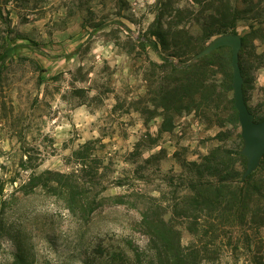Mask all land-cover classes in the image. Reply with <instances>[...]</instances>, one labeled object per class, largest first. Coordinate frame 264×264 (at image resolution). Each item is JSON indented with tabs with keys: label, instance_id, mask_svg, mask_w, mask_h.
<instances>
[{
	"label": "rangeland",
	"instance_id": "obj_1",
	"mask_svg": "<svg viewBox=\"0 0 264 264\" xmlns=\"http://www.w3.org/2000/svg\"><path fill=\"white\" fill-rule=\"evenodd\" d=\"M158 2L0 0V57L9 50L0 65V186L8 201L0 224V264L20 254L32 264H113L112 252L123 255L116 264L130 260L123 240L146 243L137 229L140 209L155 199L168 220L172 205L187 195L188 162L200 163L217 147L246 159L229 46L227 57L213 59L207 71L211 87L205 88L204 65L187 51L195 41L184 39L176 49L181 57L173 59L180 69H166L170 79L180 80L182 103L165 115L157 96L161 70L155 63L161 62L148 45L135 41L149 38ZM171 2L182 9L190 3ZM197 17L182 23L192 35ZM252 22L241 19L235 34L214 36L203 48L222 36L241 39ZM253 26V46L239 55L241 89L253 120L262 122L264 21L255 19ZM189 65L192 72L185 69ZM89 141L96 161L88 174L78 173L86 186L94 185L88 192L94 209L84 207L85 219L68 210L62 194L49 190L55 184L41 180L31 190L21 188L33 172L78 168L73 152ZM99 176L101 185L93 184ZM174 222L182 244H189L188 222ZM257 235L264 239V227ZM233 259L226 250L221 254L222 261ZM234 262L245 264V255L237 254Z\"/></svg>",
	"mask_w": 264,
	"mask_h": 264
},
{
	"label": "trees",
	"instance_id": "obj_2",
	"mask_svg": "<svg viewBox=\"0 0 264 264\" xmlns=\"http://www.w3.org/2000/svg\"><path fill=\"white\" fill-rule=\"evenodd\" d=\"M189 1L190 3L182 9L174 6L171 0H159L158 15L148 32L149 38L135 39L138 45H148L161 62L155 63L161 70L157 96L166 111L165 115L171 110L179 109L182 103L177 97L181 84L179 78L175 76L170 79L166 72V69H169L176 74L180 69L173 62L175 57H181L176 50L178 47L186 43L187 39L189 42L193 40L195 44L187 47L188 55L198 54L203 51L204 43L210 38L235 34L241 19L251 20L253 22L250 31L240 39L239 55L242 57L256 39L255 33L258 30L253 26L255 19L264 21V0H240L241 8L238 0ZM191 16H198V32L193 35L186 26H182L185 18ZM166 52L167 54H162ZM229 52V47L220 46L199 57L198 63L204 65L202 84L205 88L211 87L208 84L207 71L215 65L212 63L213 59L219 55L227 57ZM8 57L9 50H5L0 57V65ZM193 68L194 65H189L185 69L192 72ZM168 96H172L171 99ZM90 146L92 142H86L80 146L81 149L73 152L78 167L75 170L65 174L47 172L35 175L33 172L21 188L31 190L38 186V181L41 180L44 185L55 184L56 188L48 189L62 194L68 210L80 220L85 219L84 207H90V211L94 209L91 206L94 200L92 201L88 193L94 189V185L86 186L85 182L79 180L78 173L88 174L93 168L91 164L95 163L96 159L90 157ZM245 165L246 159L239 152L232 153L219 147L211 150L200 163L188 162V170L192 174L187 182V195L181 202L172 205L169 211L171 217L168 220L164 219L167 209L161 211V204L149 198L140 209V222L137 226L138 231L146 238V243L137 246L123 240L131 259H120L118 264H237L234 260L241 252L245 255V264H264V239L257 235L259 229L264 227V155L259 167L243 178ZM94 171V174L98 175V167L94 168ZM93 184L101 185L100 176ZM103 189L105 186H101V190ZM7 203V200L2 199L0 186V224ZM176 218L188 222L189 226L185 229L193 240L187 245L182 244L181 231L174 222ZM251 231L256 235L254 238L250 234ZM225 250L234 258L232 261L221 260V254H224ZM1 253L3 250L0 248V256ZM117 256L123 258L122 254L112 252L113 264H116ZM32 263L25 255L20 254L13 256L6 264Z\"/></svg>",
	"mask_w": 264,
	"mask_h": 264
},
{
	"label": "water",
	"instance_id": "obj_3",
	"mask_svg": "<svg viewBox=\"0 0 264 264\" xmlns=\"http://www.w3.org/2000/svg\"><path fill=\"white\" fill-rule=\"evenodd\" d=\"M220 46H229L231 48L234 106L238 113V120L242 130L241 134L246 142V148L243 152V155L247 159L246 170L243 174V178H245L255 171L259 160L264 155V121L255 122L253 120L243 99L239 67V51L241 49L240 39L232 36H222L211 46L198 53L195 58L209 54Z\"/></svg>",
	"mask_w": 264,
	"mask_h": 264
}]
</instances>
